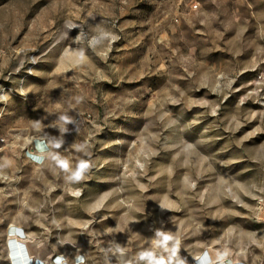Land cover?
I'll return each instance as SVG.
<instances>
[{
	"label": "rangeland",
	"instance_id": "rangeland-1",
	"mask_svg": "<svg viewBox=\"0 0 264 264\" xmlns=\"http://www.w3.org/2000/svg\"><path fill=\"white\" fill-rule=\"evenodd\" d=\"M10 223L44 261L264 263V0H0V264Z\"/></svg>",
	"mask_w": 264,
	"mask_h": 264
},
{
	"label": "built area",
	"instance_id": "built-area-1",
	"mask_svg": "<svg viewBox=\"0 0 264 264\" xmlns=\"http://www.w3.org/2000/svg\"><path fill=\"white\" fill-rule=\"evenodd\" d=\"M14 235V237L18 238L20 241L25 239V231L22 227L17 225L9 226L7 230V236ZM25 246V245H24ZM26 250V248H25ZM27 264H83L85 262V258L82 254H78L74 256L70 263L66 262V259L62 256L56 255L51 258L50 261H44L39 258H34L33 256H29ZM204 260V262H203ZM197 264H253L246 260H225V261H211L209 256L205 257L201 256V259L197 261ZM264 264V263H259Z\"/></svg>",
	"mask_w": 264,
	"mask_h": 264
},
{
	"label": "bare ground",
	"instance_id": "bare-ground-1",
	"mask_svg": "<svg viewBox=\"0 0 264 264\" xmlns=\"http://www.w3.org/2000/svg\"><path fill=\"white\" fill-rule=\"evenodd\" d=\"M39 146L40 145H38V147ZM9 225L13 226V224H11V223ZM7 238L11 242V244L9 243V249H10L9 259H10V264H27V263H29L28 262L29 261L28 260L29 255L27 253V250H25V246L23 244V241H20L18 238L14 237V235H8ZM12 245H13V247L11 248ZM11 250H12V252H11ZM13 259L16 261L15 263H14ZM11 260L13 261V263H12ZM203 262H204V260H203Z\"/></svg>",
	"mask_w": 264,
	"mask_h": 264
}]
</instances>
